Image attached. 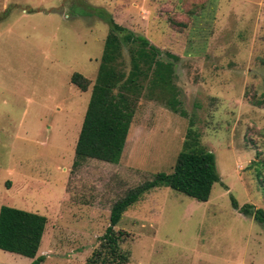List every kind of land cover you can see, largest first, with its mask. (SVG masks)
I'll list each match as a JSON object with an SVG mask.
<instances>
[{
  "label": "rangeland",
  "instance_id": "1",
  "mask_svg": "<svg viewBox=\"0 0 264 264\" xmlns=\"http://www.w3.org/2000/svg\"><path fill=\"white\" fill-rule=\"evenodd\" d=\"M103 16L177 58L186 116L142 96L118 163L74 168ZM120 61L127 72L126 48ZM188 120L218 182L203 203L164 185L142 193L114 227L120 251L127 264H264V225L231 206L264 211V0H0V206L45 217L38 264H85L111 205L171 172ZM31 261L0 251V264Z\"/></svg>",
  "mask_w": 264,
  "mask_h": 264
},
{
  "label": "trees",
  "instance_id": "2",
  "mask_svg": "<svg viewBox=\"0 0 264 264\" xmlns=\"http://www.w3.org/2000/svg\"><path fill=\"white\" fill-rule=\"evenodd\" d=\"M107 33L99 58L96 75L89 89V98L76 137L72 167L86 159L117 164L128 134L135 107L140 97L155 95L173 113L185 117L176 99L173 84L174 62L177 58L161 52L142 36L116 24L110 16H103ZM127 49L128 71L121 65L122 49ZM167 59V60H166ZM69 83L80 92L87 90L89 81L72 73ZM181 150L176 154L171 172L157 173L151 181L127 191L115 201L108 214V224L98 238L99 245L86 259L85 264H127L128 253L120 251V231L114 227L121 215L142 193L164 185L170 190L206 202L211 187L218 182L213 155L199 142L198 134L188 120ZM256 164L264 170L263 162ZM234 210L264 225V211L251 204ZM46 219L44 216L7 206H0V251L31 259L38 264L42 256L35 257Z\"/></svg>",
  "mask_w": 264,
  "mask_h": 264
}]
</instances>
